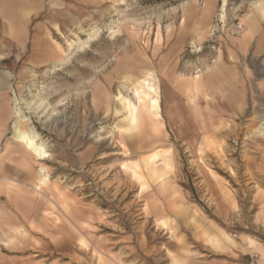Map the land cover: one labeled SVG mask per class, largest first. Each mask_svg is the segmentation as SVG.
<instances>
[{"label": "rangeland", "instance_id": "374dc122", "mask_svg": "<svg viewBox=\"0 0 264 264\" xmlns=\"http://www.w3.org/2000/svg\"><path fill=\"white\" fill-rule=\"evenodd\" d=\"M263 4L227 0L222 22L223 0H119L105 13L65 24L54 35L64 62L28 69L13 91L8 137L14 139L19 107L45 146L44 158L33 157L45 167L47 185H39L49 195H41L30 224L0 203V264H98L97 252L116 264H163L167 237L154 232L158 210L150 203H165L167 213L176 202H191L225 231L264 242L257 215L264 211L251 190L264 180L245 162L249 137H264V54L237 62L253 129L223 131L220 144L205 143L198 116L203 110L210 122L216 111L214 97H201V80L231 58L243 19ZM207 172L236 195L233 218L208 202ZM175 189L180 199L172 201ZM73 233L79 239L72 246L59 241ZM140 236L159 251L139 248ZM58 251L74 256L65 263Z\"/></svg>", "mask_w": 264, "mask_h": 264}, {"label": "crops", "instance_id": "0c3cea01", "mask_svg": "<svg viewBox=\"0 0 264 264\" xmlns=\"http://www.w3.org/2000/svg\"><path fill=\"white\" fill-rule=\"evenodd\" d=\"M117 1L0 0V203L11 207L29 224L34 211L41 208V195H49V192L47 184L39 185L42 173L38 160L12 136L8 137L14 119L13 91L23 82L28 69L48 66L61 59L54 35H58L65 24L74 25L96 12L105 13ZM243 22L245 30L233 40L231 58L219 62L206 79L201 80L198 89L201 97L216 100L215 116L210 118L214 119L215 126L208 121L205 111H199V128L202 135L205 133V143L215 139L220 144L223 131L254 128L249 117L245 120L248 85L242 64L237 62L249 53L264 54V12L256 7ZM263 124L260 130L264 129ZM248 140L253 148L247 151V169L255 178L264 180V137ZM207 174L211 183L206 190L210 195L206 197L208 202L216 203L215 211L221 217L233 218L239 208L236 195L220 177L211 172ZM251 190L255 201L261 204L258 210L264 211V185H253ZM179 193L176 189L173 191L172 201L180 199ZM164 204H149L158 210L157 216L152 215L154 232H163L167 237L161 249L163 264H264V242L250 234L225 231L191 202H176L167 213ZM257 215L264 218V213ZM71 218L72 222L76 221ZM77 236L74 233L73 236L62 235L59 241L70 247L76 239L78 241ZM138 242L139 248L145 246V252L160 249L145 245L142 236ZM58 254L65 263L74 256L65 251ZM96 258L98 264H116L101 252H97Z\"/></svg>", "mask_w": 264, "mask_h": 264}, {"label": "bare ground", "instance_id": "6f19581e", "mask_svg": "<svg viewBox=\"0 0 264 264\" xmlns=\"http://www.w3.org/2000/svg\"><path fill=\"white\" fill-rule=\"evenodd\" d=\"M226 4H227V0H223L222 10H221L222 11V13H221L222 22H223V20H224V18L226 16V13H225ZM260 10L262 12H264V4H263V6H262V8ZM91 38H92V36L90 35L89 39H91ZM260 41H262V40H260ZM63 62H64V60L61 59L57 63H63ZM32 85H33L32 79L28 80L27 81V85H26V89L24 91H27L28 89H30ZM101 95H103V94H101ZM21 100H23V96H21L19 98V101H21ZM99 100H97V101H99ZM16 114H17V117L19 118V121L17 120L16 124L14 126V139H15V141L17 143L21 144L26 149V151H29V153L32 156H34L35 158H37V159L44 158V156H45V146H44V144L42 142L41 143L38 142L37 135L35 134L34 131L33 132L29 131L28 128L25 127V122L22 121V116L23 115H22L21 110L19 109V107L16 108ZM40 170L42 172L44 171L43 175H42V178L40 179V184H46L47 183V173L45 172V167L42 166Z\"/></svg>", "mask_w": 264, "mask_h": 264}]
</instances>
